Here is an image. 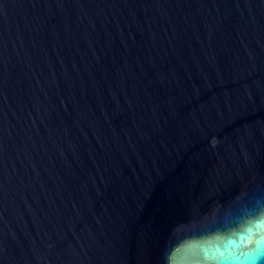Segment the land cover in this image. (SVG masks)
<instances>
[{
	"label": "water",
	"instance_id": "95a60500",
	"mask_svg": "<svg viewBox=\"0 0 264 264\" xmlns=\"http://www.w3.org/2000/svg\"><path fill=\"white\" fill-rule=\"evenodd\" d=\"M261 217L264 0H0V264H264Z\"/></svg>",
	"mask_w": 264,
	"mask_h": 264
},
{
	"label": "snow or ice",
	"instance_id": "6c2138e0",
	"mask_svg": "<svg viewBox=\"0 0 264 264\" xmlns=\"http://www.w3.org/2000/svg\"><path fill=\"white\" fill-rule=\"evenodd\" d=\"M240 246L247 248L248 245L255 240L256 248L253 250L255 255H252L249 252H244L242 255L246 259H251L253 262L259 260L264 252L261 251L262 242H264V217H261L259 220L250 223L248 227L239 234ZM230 243H233L230 241ZM240 259L239 256H234L231 259L228 257H222L218 264H236Z\"/></svg>",
	"mask_w": 264,
	"mask_h": 264
}]
</instances>
